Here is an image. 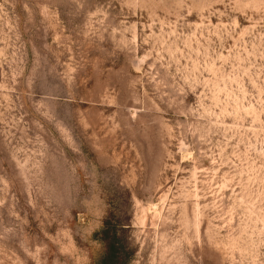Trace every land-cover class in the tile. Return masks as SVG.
Returning a JSON list of instances; mask_svg holds the SVG:
<instances>
[{"label":"rangeland","instance_id":"374dc122","mask_svg":"<svg viewBox=\"0 0 264 264\" xmlns=\"http://www.w3.org/2000/svg\"><path fill=\"white\" fill-rule=\"evenodd\" d=\"M0 264H264V0H0Z\"/></svg>","mask_w":264,"mask_h":264}]
</instances>
